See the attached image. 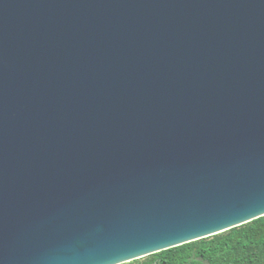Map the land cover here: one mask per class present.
I'll use <instances>...</instances> for the list:
<instances>
[{"label":"water","instance_id":"95a60500","mask_svg":"<svg viewBox=\"0 0 264 264\" xmlns=\"http://www.w3.org/2000/svg\"><path fill=\"white\" fill-rule=\"evenodd\" d=\"M264 216V0H0V264H122Z\"/></svg>","mask_w":264,"mask_h":264},{"label":"trees","instance_id":"16d2710c","mask_svg":"<svg viewBox=\"0 0 264 264\" xmlns=\"http://www.w3.org/2000/svg\"><path fill=\"white\" fill-rule=\"evenodd\" d=\"M135 264H264V216Z\"/></svg>","mask_w":264,"mask_h":264},{"label":"rangeland","instance_id":"374dc122","mask_svg":"<svg viewBox=\"0 0 264 264\" xmlns=\"http://www.w3.org/2000/svg\"><path fill=\"white\" fill-rule=\"evenodd\" d=\"M146 257H147V256H145V257H141V258H139V259L132 260V261H129V262H125V263H122V264H135V263H137V262H140V261L145 260Z\"/></svg>","mask_w":264,"mask_h":264}]
</instances>
